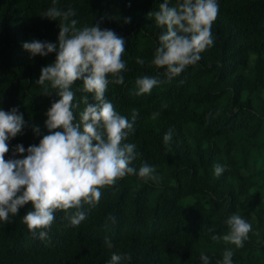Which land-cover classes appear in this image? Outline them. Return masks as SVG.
Here are the masks:
<instances>
[{
	"label": "trees",
	"instance_id": "16d2710c",
	"mask_svg": "<svg viewBox=\"0 0 264 264\" xmlns=\"http://www.w3.org/2000/svg\"><path fill=\"white\" fill-rule=\"evenodd\" d=\"M163 2L57 0L55 5L75 9L78 28L99 25L124 38L128 70L123 84L108 85L106 98L129 121L135 114L126 141L138 152L132 166H154L159 183L137 175L118 179L101 188L94 206L83 204L80 210L87 215L79 225L70 224L65 210H56L43 240L23 222L31 210L25 205L0 221V264H106L113 252L131 256L122 264H202V251L217 264L226 248L233 250L234 264H264V0H219L213 45L172 79L165 68L151 64L164 29L148 13ZM175 3L170 0L168 6ZM52 6V0H0V108H17L27 122L23 134L9 142L5 159L26 155H13L16 144L27 149L39 143L48 133L45 113L59 99L55 92L42 94L44 86L36 84L56 53L30 57L23 48L38 39L56 43L58 50L61 18L41 16ZM143 76L161 83L136 95V79ZM82 88L80 80L72 85L74 103H80L77 118L84 95L94 103ZM169 129L173 135L165 144ZM215 164L225 167L219 177ZM234 213L252 225L239 248L212 239L228 231L225 221ZM106 236L111 249L104 244Z\"/></svg>",
	"mask_w": 264,
	"mask_h": 264
},
{
	"label": "clouds",
	"instance_id": "9594fccd",
	"mask_svg": "<svg viewBox=\"0 0 264 264\" xmlns=\"http://www.w3.org/2000/svg\"><path fill=\"white\" fill-rule=\"evenodd\" d=\"M170 0H164L159 10L150 11L158 26L164 29L159 35L151 64L165 68L168 79L180 75L187 66L201 60L200 53L214 43L211 27L219 10V0H176L169 7ZM52 7L41 16L59 20L57 44L50 41L31 39L23 43L30 57H46L56 53L53 63L41 68L36 84L43 85L44 95L55 92L59 97L47 109L44 121L48 133L42 135L38 144L25 149L16 144L13 155L19 158L5 159L9 152V142L23 134L27 122L17 108L5 111L0 108V221H8L25 205H31L22 217L23 222L37 238L48 237V231L55 219L56 210H65V216L72 226L85 220L87 213L80 210L83 204L94 206L101 197V188L113 185L127 175H137L145 181L159 183L160 177L154 166L142 163L139 169L132 166L138 152L134 143L126 142L134 131L135 114L131 121L114 108L106 98L110 83L123 84V72L127 71L125 40L112 29H101L99 25L78 28L76 10ZM143 65L144 60L136 57ZM80 80L84 95L83 111L76 115L80 103H74L75 92L72 85ZM161 83L156 77L143 76L136 79V95L151 93ZM158 113H153V116ZM33 132L40 135L38 125ZM172 130L165 133L167 144L172 138ZM214 174L219 177L225 171L221 164H215ZM68 209H77L69 213ZM225 223L228 231L223 235H212L213 240L222 239L243 247L249 238L252 225L241 215H230ZM37 229H41L36 232ZM211 232L212 229H209ZM104 244L111 249L113 243L105 237ZM231 248L223 251L222 260L217 264H234ZM131 256L113 252L106 264H122ZM202 264H211L210 257L200 253Z\"/></svg>",
	"mask_w": 264,
	"mask_h": 264
}]
</instances>
